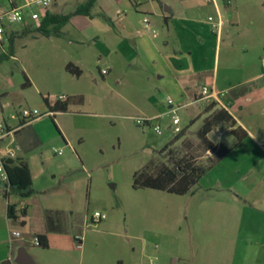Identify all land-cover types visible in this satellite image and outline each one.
I'll list each match as a JSON object with an SVG mask.
<instances>
[{"label":"rangeland","instance_id":"1","mask_svg":"<svg viewBox=\"0 0 264 264\" xmlns=\"http://www.w3.org/2000/svg\"><path fill=\"white\" fill-rule=\"evenodd\" d=\"M85 1L62 0V9L55 11L67 14ZM113 1L98 0L99 4L91 11L92 18L74 17L63 28L61 38L45 37L35 28L23 35L22 29L14 26L20 31L14 42L15 57L0 64V125H15L18 120L12 116L18 117L23 110H37L41 114L37 122L22 131L25 135L34 131L42 141L35 153L44 174L36 180L34 189L46 204L69 206L76 211L75 222L65 228L70 242L60 243L58 236L47 249L32 244L29 250L34 261L36 264H257L262 258L255 253L264 246L256 241L252 229L264 219V213L246 204L264 206V194L254 191L264 183H257L255 176L249 174L244 184L240 182L245 169L253 170L252 163L243 159L246 150L253 147L256 140L253 136L243 146L234 148L186 195L133 189V174L152 159L170 166L180 158L192 159L202 166L208 164L213 154L204 150L196 132L206 115L205 108L211 103L206 99L191 103L185 97L183 102L174 100L185 135L167 146L176 134L168 129L172 118L170 112L167 114L171 110L168 95L163 91L156 93L154 74L136 61L132 66L126 63L118 66L103 78L105 59L97 62L88 49L95 35L111 32L99 5L111 10L120 5L133 13L136 20L163 8L158 0H148L140 9H136L135 0ZM162 1L182 5L179 0ZM216 5L200 7L203 10L197 14L198 19L205 21L208 16L221 15L226 22L217 36L212 34L215 45L208 49V62L214 66L211 76L221 80L230 75L232 85H236L264 71V0H231L229 5L217 0ZM5 51L0 46V54ZM79 55L86 56L91 63L83 79L64 72V64ZM28 82L30 86H26ZM82 90L86 94L84 105L70 103L66 113L55 117L59 132L51 114H46L48 108L43 98H48L50 104L62 95L72 101V94ZM152 94H157L160 107L150 105ZM234 110L231 108L235 114ZM154 114H161V118L137 123V119H149ZM156 125L161 127V134L155 132ZM61 127L71 143L64 142ZM213 132L214 138L217 137L215 144L233 147L234 138L228 128L221 126ZM8 141L1 144V150ZM55 150L61 154H55ZM17 154L29 157L19 151ZM230 183L237 189L241 185L255 186L254 192L239 206L249 225L243 224L235 231L228 226L231 212L219 211L225 208L229 197L221 188ZM0 203L2 206L5 203L2 194ZM95 214L105 218L93 223L91 218ZM33 222L36 224V216ZM5 228L6 218L0 215V241ZM74 236H81L82 248H78ZM61 248L72 257L70 263L64 261ZM6 250L8 244L0 243V257Z\"/></svg>","mask_w":264,"mask_h":264},{"label":"crops","instance_id":"2","mask_svg":"<svg viewBox=\"0 0 264 264\" xmlns=\"http://www.w3.org/2000/svg\"><path fill=\"white\" fill-rule=\"evenodd\" d=\"M158 1L163 9L147 12L148 14H144L145 16H139L140 20H136L133 13L129 12V10H123V8L116 3L115 10L105 9L99 5L107 17L111 32L105 35H95L94 38H92L93 45L89 46L88 49L90 50L89 52H92V57L97 59V62L101 61L103 58L105 59L106 68L102 70H106L107 73L104 75L101 74L102 77L105 78V76L111 75L112 71L118 69V66L122 64L126 63L132 66L134 62L139 61L149 69L150 73L154 74L156 84H153V86L156 89V93H158V95L162 91L167 93L168 97L172 99V104L174 100L183 102V97H185V99H190L191 103L201 101L202 97L200 93L204 86L215 87L218 91H225L226 96L224 98V103L227 109L233 115L237 126L242 127L248 133L247 138L241 142H236L233 139L232 142L234 145L231 147L229 154L234 148L243 146L250 136L256 139L253 141V147L246 150L244 154L246 158L243 157V159H248V161L252 163L251 167L253 170L247 172V169H245L244 173H242V168L238 170L240 174L242 173L240 182L244 184L247 180V174H249V176H255L254 180L257 179V183H260L259 181L264 183V71L236 85H232L230 75H226L224 79L221 80H219L218 76L212 77L211 74L214 66L211 62H208V49L214 47L215 41H213V33L207 21L201 20V18L198 19L197 17V14L203 10L202 8L200 9V7H207L212 3L206 0H179L182 5L177 6L168 4L162 0ZM61 2L52 8V13L60 14L55 10L58 8L62 9L63 3L61 4ZM144 2L147 3L148 0ZM144 2L136 0V9H140ZM216 2L217 0H215V5ZM97 4H99L98 0L96 2V5ZM216 6L218 7V4ZM137 14L140 15L141 13L139 12ZM144 19L148 20L150 28L155 32L154 34L149 33L146 29ZM86 59V56L83 57L79 55L75 60H68L64 64V72L70 76H74L65 69L68 63H72L81 70V76L76 78L83 79L91 66V63L86 61ZM147 81L151 82V78L148 77ZM208 81L210 82L206 85ZM120 82V80L117 81L118 84H120ZM85 96L84 90L81 92H74V94H72V103L77 106H83L85 103ZM149 100L150 105L152 104L156 107H160L157 94H152ZM209 103L212 102L209 101ZM168 107L171 109L170 104H168ZM231 108L235 109V114L231 112ZM62 114L64 113L58 112L55 114V117L62 116ZM167 114H169V111ZM207 116L208 114H206L204 118ZM159 118H161V114H154L149 117V119L152 120H157ZM12 119L18 120L15 125L9 126L18 129L12 140L13 145L16 147L17 152L19 151L29 156L28 158H23L16 152L17 158H21L28 162L33 185L34 188L37 189L36 180L43 176L44 169H42L38 163L37 154L35 152L38 150L37 147L42 146V141L39 140V136L36 132L33 131L25 135L22 131L32 126L34 122H37L38 118L23 125L19 117L15 118L12 116ZM168 129H171V121L168 125ZM61 130L66 139L67 133L62 127ZM258 137L262 138V140H257ZM64 142L71 143V141H67V139ZM77 142L81 143L82 141ZM55 151L54 153L57 154ZM233 184L230 183L221 188L229 197L228 202L224 203L225 208H219V211H223L222 209H224L231 212V216L227 217L228 226L235 231L237 227H241L243 224L248 223L249 225V222L242 218V211L239 206H241L243 200L254 191L264 194V185L260 188L256 185L258 189L252 191L255 186L246 188L245 185H241V187L237 189V186ZM3 193L0 187V195L2 194L3 196ZM3 198L5 203L3 206L0 203V215L6 218V228L4 229L5 234H3L0 243L3 245L8 244V250L0 257V264H4L5 261H10L11 264H18L15 260L21 248L25 249L27 254L31 257L33 264H36L29 249L31 245L34 244V239L38 235H46L48 247L49 243L58 236L60 243L61 241H66L65 243L67 245L70 242L71 238L66 235L65 228L66 225L75 222L74 218L76 216V211L71 210L69 206L48 205L44 202L42 195L37 194V190H35L33 196L25 200H21L15 196H10L8 198L3 196ZM9 204H16L19 211H26V216L20 217L18 222H16L17 224L7 217V207ZM246 205H248L250 209H258L262 211V214L264 213V206H262L263 204L261 203L258 204L259 206L251 203H247ZM34 215L37 219L36 224H33ZM47 217H51L53 222L50 229L48 228ZM20 223H24L23 226H21ZM14 224L16 226H14ZM255 226L257 228L252 229V234L256 241H259L260 244L263 242L262 245L264 246V219L260 222L258 221V224H255ZM13 231L20 232L21 237L13 238ZM78 237H80L82 241L81 236ZM74 238L76 239L77 236H74ZM66 251L65 248H61V253L63 255L65 254L64 261L70 263L72 257L69 256ZM255 254L257 256L260 255L262 258L258 263L264 264V249L258 250Z\"/></svg>","mask_w":264,"mask_h":264},{"label":"trees","instance_id":"3","mask_svg":"<svg viewBox=\"0 0 264 264\" xmlns=\"http://www.w3.org/2000/svg\"><path fill=\"white\" fill-rule=\"evenodd\" d=\"M141 2L147 0H140ZM97 0H86L79 4L73 11L67 14H56L49 12L47 13L38 28L34 30L45 37H61L62 28L66 26L70 20L75 16H85L92 18L91 11L95 6ZM136 2V0H135ZM224 5H229L227 2ZM31 32V28H25L22 30V34L26 35ZM17 35H12L9 41V45L5 52L0 54V64L8 60L14 55V42ZM66 71L75 77L81 76V70L68 63L65 67ZM28 82L26 86H30ZM44 103L48 108L49 115L52 119L53 124L56 126L55 114L58 112L66 113L68 107L72 101L66 99L64 101L57 100L55 103L50 104L48 98H43ZM216 103L212 102L204 110L205 114H208L202 121V125L196 132V137L200 141L202 147L206 152H211L213 155L208 159L206 166L198 165L192 159L180 158L173 162V165H167L166 163L158 164L152 159L149 163L141 170L136 171L133 174L132 187L135 190L139 189H153L159 191H165L177 195H186L190 193L199 181L227 154H229L231 147H227L223 144L213 143L208 135L213 132L215 128L225 126L230 129V134L236 142H241L247 138L248 133L242 127L237 126V123L228 109L220 108ZM25 124L22 121V125ZM58 130V128H57ZM59 131V130H58ZM60 132V131H59ZM185 135L184 131L175 136L173 141L169 143L170 146L175 142L181 140ZM164 147V148H167ZM5 171L7 173V183H1L0 185L4 188L3 196L8 198L15 196L21 200L30 198L35 194L33 187V181L31 171L26 160L21 158L7 159L5 161ZM26 211L17 209L16 204H9L7 207V217L13 222H18L20 217H25ZM51 217H47L48 228L52 225ZM24 223H20L23 226ZM40 244L39 247L47 248L48 243L46 235L37 236ZM4 264H11L10 261H5Z\"/></svg>","mask_w":264,"mask_h":264},{"label":"built area","instance_id":"4","mask_svg":"<svg viewBox=\"0 0 264 264\" xmlns=\"http://www.w3.org/2000/svg\"><path fill=\"white\" fill-rule=\"evenodd\" d=\"M62 0H0V46L7 49L5 45L9 44L12 35H17L20 31L14 29V26H19L22 30L25 28H38L42 22L43 17L52 11V8L58 5ZM209 3H215V0H206ZM223 3L227 2L230 4L231 0H222ZM207 23L212 31V33L217 36L223 27L226 25L223 17L219 15L218 17L208 16ZM144 24L149 33H155L149 26L148 20L144 19ZM8 47V46H7ZM106 70H102L101 74H106ZM202 99L216 103L218 106L227 109L224 103V98L226 96L225 91H218L215 87L204 86L200 93ZM59 101L66 100L64 95L58 98ZM168 104L171 105V110L169 111L172 115L171 118V130L174 131L176 135L182 133L184 129L180 127V119L176 115L178 108H174L172 104V99L167 98ZM46 114H50L49 112ZM41 114L37 111L23 110L19 114V118L24 122L28 123L33 119L39 118ZM152 121V119H137V123L146 124ZM17 128H12L5 125H0V147L1 144L9 140L4 149H0V182L7 183V173L5 171V161L7 159L17 158L16 152L13 147V138L17 132ZM157 134H161V127L156 125L154 128ZM16 148V147H15ZM57 154H61V151H55ZM105 216L101 214H95L92 216L91 220L93 223L101 222ZM13 238H20L21 233L18 231L12 232ZM78 242V248H82V241L80 237L76 238ZM34 245L39 246L40 242L36 237L34 239Z\"/></svg>","mask_w":264,"mask_h":264},{"label":"water","instance_id":"5","mask_svg":"<svg viewBox=\"0 0 264 264\" xmlns=\"http://www.w3.org/2000/svg\"><path fill=\"white\" fill-rule=\"evenodd\" d=\"M214 136H215L214 132H211L208 135L209 139L213 143H216L217 142V137L214 138ZM15 262L18 263V264H33V261L31 259V257L27 254V252L23 248L19 249Z\"/></svg>","mask_w":264,"mask_h":264}]
</instances>
